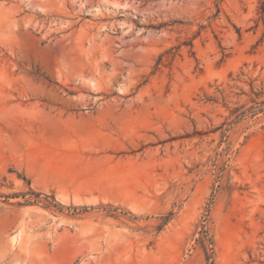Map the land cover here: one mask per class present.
Returning a JSON list of instances; mask_svg holds the SVG:
<instances>
[{"label":"rangeland","instance_id":"rangeland-1","mask_svg":"<svg viewBox=\"0 0 264 264\" xmlns=\"http://www.w3.org/2000/svg\"><path fill=\"white\" fill-rule=\"evenodd\" d=\"M262 0H0V264H264Z\"/></svg>","mask_w":264,"mask_h":264},{"label":"trees","instance_id":"trees-1","mask_svg":"<svg viewBox=\"0 0 264 264\" xmlns=\"http://www.w3.org/2000/svg\"><path fill=\"white\" fill-rule=\"evenodd\" d=\"M259 10H260V12H259L260 13V19L263 20V22H264V0L261 1ZM258 105H264V102H259ZM263 110H264L263 108H259L257 110H253L251 113L256 114V112H260Z\"/></svg>","mask_w":264,"mask_h":264}]
</instances>
